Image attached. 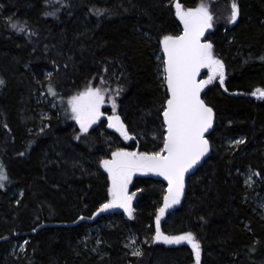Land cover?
Segmentation results:
<instances>
[{
  "label": "trees",
  "instance_id": "1",
  "mask_svg": "<svg viewBox=\"0 0 264 264\" xmlns=\"http://www.w3.org/2000/svg\"><path fill=\"white\" fill-rule=\"evenodd\" d=\"M233 2L238 16L230 23ZM174 3L0 0V165L8 176L0 188V264H194L186 242L154 239L165 194L156 177L133 178L131 217L97 212L109 198L102 159L117 149L151 153L163 147L167 93L157 55L162 37L180 33ZM179 3L209 8L205 42L223 62L225 79L223 86L214 79L203 92L215 113L206 137L210 155L186 179L184 195L160 219V230L194 233L201 264H264V212L254 202L255 193L264 197V99L252 95L264 89V0ZM90 83L106 90L107 102L115 100L127 141L105 118L87 132L75 124L68 99ZM40 92L54 108L38 128L34 97ZM226 138L243 143L228 146ZM247 169L257 174L251 189L244 184ZM128 232L140 244L138 256L123 246ZM20 242L24 251L12 255Z\"/></svg>",
  "mask_w": 264,
  "mask_h": 264
},
{
  "label": "snow or ice",
  "instance_id": "2",
  "mask_svg": "<svg viewBox=\"0 0 264 264\" xmlns=\"http://www.w3.org/2000/svg\"><path fill=\"white\" fill-rule=\"evenodd\" d=\"M174 7L176 16L183 24V32L178 36L165 35L160 40L164 55V83L167 86L168 97L164 102L162 112L165 128L163 147L151 153L117 149L112 152V159H102L100 165L107 171L110 181L108 188L110 198L100 205L97 212L118 206L131 217L132 199L135 193L131 195L128 193V184L132 179V174L134 172H155L167 180L168 187L163 197V206L157 209L154 239L163 240L167 244L186 242L191 247L195 264H201V244L194 233L186 232L177 236L164 235L160 230V218L166 209L180 202V197L184 192L185 172L196 165L209 151V141L204 134L213 125V109L201 99V91L205 85L210 84L216 78L223 86L225 72L223 62L213 54L212 44L201 42L200 39L205 29L212 27L213 16L209 8L201 3L196 8L185 10L179 0H175ZM45 14L54 15V13ZM237 16L238 8L233 2L229 22H235ZM10 26L17 31L25 30V26L19 23H10ZM205 66L211 69L210 75L206 80H198L197 73L201 67ZM47 75L50 77L51 73ZM3 83L4 81L0 80V84ZM48 91L49 94L56 95L51 83ZM105 91L100 87H92L90 83L84 90L68 99L72 117L80 125L81 132H87L90 125L104 115L101 106L105 103ZM252 95L264 99V89H257ZM111 103L113 112L111 116H108V126L116 128L127 140L129 135L120 117L116 114L115 100L112 99ZM235 143H243V141ZM7 179L4 167L0 165V188L4 187V181ZM93 215L95 216L96 213ZM140 254L139 250L133 252V255Z\"/></svg>",
  "mask_w": 264,
  "mask_h": 264
},
{
  "label": "rangeland",
  "instance_id": "3",
  "mask_svg": "<svg viewBox=\"0 0 264 264\" xmlns=\"http://www.w3.org/2000/svg\"><path fill=\"white\" fill-rule=\"evenodd\" d=\"M197 7V6H196ZM196 7H193V8H196ZM186 10V9H185ZM207 43V42H206ZM158 58L161 59V63H162V54L161 52L158 53L157 55ZM203 73H202V80H206L208 78V76L210 75V72H211V69L207 66L203 67ZM161 77L164 79V75H163V64H162V71H161ZM214 81V79L212 80ZM208 85V84H207ZM205 85V86H207ZM34 100H35V106H36V112H37V115L39 117V120H38V128H41L43 126H45V121L44 119L47 118L49 116V110L53 109L54 108V105L53 103L43 94V92H40L38 95H36L34 97ZM110 104H111V107H112V103H109L106 101L105 99V103L101 106V111L104 113L103 116L100 117V119L102 118H105L106 119V125L109 129L113 130V131H116L118 132L119 134H121L119 131L116 130V128H110L108 126L109 124V121H108V116H111L112 115V108L111 110L109 111L110 113L105 115V112H104V108L106 107H110ZM68 109H69V112L71 113V116H72V112H71V108L68 104ZM117 114V113H116ZM118 115V114H117ZM119 116V115H118ZM120 117V116H119ZM74 119V118H73ZM95 121V123H93L92 125H90L89 128L93 127L95 124H97L99 121ZM74 122L75 124L77 125L78 128H80V125L76 122V120L74 119ZM123 123V122H122ZM124 124V123H123ZM125 126V125H124ZM125 141H127L126 139H124ZM239 138H226L224 140V144L225 145H228V146H232V145H235L237 143H235L236 141H238ZM128 151V150H127ZM131 152V151H129ZM107 159H112V155L110 156V158H107ZM99 167L107 174V177H108V173L107 171L100 165L99 163ZM139 175H149L147 172H134L132 174V179L131 181L129 182L128 184V193L131 195V191H130V186H131V183H132V180L135 176H139ZM256 176L257 174L251 170V169H247L244 173H243V179H244V184L247 186V188L251 189L254 187V183H255V180H256ZM250 178V179H249ZM108 181H109V178H108ZM246 181H249L248 183H246ZM109 185H110V181H109ZM109 188V186H108ZM18 193L17 194H20V191H17ZM164 197V196H163ZM110 198V197H109ZM108 198V199H109ZM133 199H132V208H133ZM254 202L257 206L261 207L263 212H264V197L262 195H258L257 193L254 194ZM163 199H162V204L161 206H163ZM177 204H174L172 205L170 208L166 209L165 210V213L164 215L160 218V219H163L165 217V214L170 211L174 206H176ZM160 206V207H161ZM113 210H117V211H124L123 208H120V207H113V208H110V209H107V210H104V211H113ZM125 212V211H124ZM97 229H94L92 230L91 232H96ZM155 231H156V223H155ZM155 235V234H154ZM87 236V235H86ZM84 236V240L87 239V237ZM160 241V240H159ZM21 245H23V247H21ZM123 246L126 248V250L128 251V253L130 254H133V252L139 250L140 251V244L138 243L137 241V237L135 236V234H133L132 232H128L125 236V239H124V242H123ZM24 251V242H20V243H16L12 246L10 252L12 255H18L20 253H22ZM194 257V256H193ZM194 264H195V260H194Z\"/></svg>",
  "mask_w": 264,
  "mask_h": 264
},
{
  "label": "water",
  "instance_id": "4",
  "mask_svg": "<svg viewBox=\"0 0 264 264\" xmlns=\"http://www.w3.org/2000/svg\"><path fill=\"white\" fill-rule=\"evenodd\" d=\"M181 29H180V33L178 34V35H180L182 32H183V24L181 23ZM207 33H208V29H205V32H204V35L203 36H201V42H204L205 41V37H206V35H207ZM178 35H175V36H178ZM161 53H162V55H163V50H162V46H161ZM163 59H164V55H163ZM202 72H203V67H201L200 69H199V72L197 73V79L198 80H201V76H202ZM164 87H165V89L167 88V86H166V83H164ZM203 90L204 89H202V91H201V99H202V96H203ZM168 98V97H167ZM203 100V99H202ZM162 118H163V116H162ZM214 123H215V114H214V112H213V125H212V127L204 134L205 135V137L212 131V129H213V127H214ZM165 129V128H164ZM209 155H210V145H209V151L207 152V153H205L204 154V156H202L201 157V159L197 162V164L196 165H194L192 168H190L187 172H185V175H184V192H185V182H186V179L196 170V168L198 167V166H200L201 164H202V162L205 160V159H207L208 157H209ZM148 174H150V175H152V176H154V177H156L157 179H159L160 181H162L163 183H164V186H165V191H166V189H167V187H168V182H167V180L163 177V176H161V175H159V174H157V173H155V172H147ZM184 192H183V194H182V196L184 195Z\"/></svg>",
  "mask_w": 264,
  "mask_h": 264
},
{
  "label": "bare ground",
  "instance_id": "5",
  "mask_svg": "<svg viewBox=\"0 0 264 264\" xmlns=\"http://www.w3.org/2000/svg\"><path fill=\"white\" fill-rule=\"evenodd\" d=\"M180 29H181V27H180ZM205 42V41H204ZM162 54V53H161ZM162 64H163V55H162ZM204 70V69H203ZM203 73V72H202ZM164 80V79H163ZM201 80H202V76H201ZM164 89H165V87H164ZM204 90H205V88H204ZM204 90H203V92H204ZM165 91H166V89H165ZM167 93V92H166ZM202 99H203V96H202ZM214 112V111H213ZM215 114V113H214ZM215 124V123H214ZM207 137V136H206ZM182 197V196H181ZM180 197V198H181Z\"/></svg>",
  "mask_w": 264,
  "mask_h": 264
}]
</instances>
